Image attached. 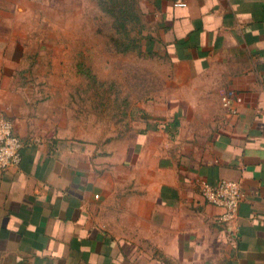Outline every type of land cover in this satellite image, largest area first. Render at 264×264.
Wrapping results in <instances>:
<instances>
[{"label":"crops","instance_id":"crops-1","mask_svg":"<svg viewBox=\"0 0 264 264\" xmlns=\"http://www.w3.org/2000/svg\"><path fill=\"white\" fill-rule=\"evenodd\" d=\"M149 14L181 89L140 105L112 152L11 119L22 146L0 169V264H264V0ZM220 178L243 193L226 222L199 190Z\"/></svg>","mask_w":264,"mask_h":264},{"label":"rangeland","instance_id":"rangeland-1","mask_svg":"<svg viewBox=\"0 0 264 264\" xmlns=\"http://www.w3.org/2000/svg\"><path fill=\"white\" fill-rule=\"evenodd\" d=\"M159 1L0 0V114L29 121L49 144L71 138L117 150L143 116L141 106L181 89L173 73L183 67L162 48L122 50L128 38H140L133 13L145 21L144 34L158 37L149 11ZM128 2L126 18L118 7ZM115 17H125L128 38L116 32Z\"/></svg>","mask_w":264,"mask_h":264},{"label":"built area","instance_id":"built-area-1","mask_svg":"<svg viewBox=\"0 0 264 264\" xmlns=\"http://www.w3.org/2000/svg\"><path fill=\"white\" fill-rule=\"evenodd\" d=\"M222 101L224 105H229L227 96H224ZM21 146V139L15 133L11 121L0 114V169L18 163ZM199 190L207 202L222 208L218 217L219 221H229L237 214L243 198L238 182L226 178H220L213 182L200 180Z\"/></svg>","mask_w":264,"mask_h":264},{"label":"trees","instance_id":"trees-1","mask_svg":"<svg viewBox=\"0 0 264 264\" xmlns=\"http://www.w3.org/2000/svg\"><path fill=\"white\" fill-rule=\"evenodd\" d=\"M124 7H125V9H124ZM124 7L120 6V7H118V10L123 13V16H124V14L128 13L126 16V18H127V17H129V12H130L129 2L127 4H125ZM143 14L144 13L142 12V16H143ZM131 17H134L139 22H141L139 25L140 27L138 29V32L140 34V38L139 37H136L135 39L134 38L133 39L128 38V35H127L128 29L124 28L125 27V17H123V18L115 17V21L118 24V29L116 30V32L117 31H123L124 36H125L124 38H128V42L123 45L124 48L122 50L125 51L132 45V46L139 48V50L141 52L146 51L147 54H152V53H158L160 51L159 49H161L162 47L165 48L163 43L161 44L160 39L153 37L149 33L148 34L143 33V29L145 28V21L143 20V18H140L139 16L136 17L135 13H133V16H131ZM118 38H120V36ZM133 40H136V43L133 44ZM166 54L167 53H164L165 56H166Z\"/></svg>","mask_w":264,"mask_h":264}]
</instances>
